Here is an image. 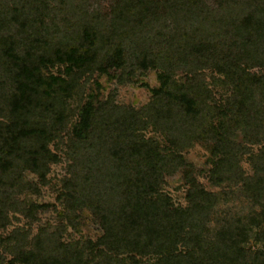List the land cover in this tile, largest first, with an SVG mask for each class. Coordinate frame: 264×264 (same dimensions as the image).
<instances>
[{"label": "trees", "instance_id": "obj_1", "mask_svg": "<svg viewBox=\"0 0 264 264\" xmlns=\"http://www.w3.org/2000/svg\"><path fill=\"white\" fill-rule=\"evenodd\" d=\"M86 1L0 0V227L11 210L54 206L77 228L89 208L103 233L64 240L62 224L29 242L15 230L0 264H264V0H111L107 13ZM149 68L161 84L145 106L91 95L72 107L84 75L135 81ZM69 124L62 208L19 200L41 191L27 171L45 185L63 161L50 145ZM195 142L211 144L209 179L228 187L194 175ZM180 169L186 206L162 188ZM235 198L246 213L221 205Z\"/></svg>", "mask_w": 264, "mask_h": 264}, {"label": "rangeland", "instance_id": "obj_2", "mask_svg": "<svg viewBox=\"0 0 264 264\" xmlns=\"http://www.w3.org/2000/svg\"><path fill=\"white\" fill-rule=\"evenodd\" d=\"M87 8L92 10H102L107 13L110 10L111 0H87ZM64 68L62 66H55L51 68V72L59 74ZM120 71H112V74L95 72L92 75H84L80 81L82 88L78 90V94L72 99V107L77 108L79 103H84L91 95L96 97V101L112 100L116 104L135 107L137 109L148 104L153 98L152 89L158 88L161 84L159 79V70L149 68L145 72H138L135 81H120L115 73ZM177 77H182V72H178ZM76 116L74 117V119ZM72 129V124H69L68 130L64 133V139L61 142L51 143L50 147L63 157V161L51 165V170L48 174L49 182L45 185L40 183L38 174L27 171L25 178L28 181L39 183L41 188L40 193H33L25 191L18 196L19 200L27 202H36L40 204H57L59 209L62 206L57 201L59 190L62 188L63 179L69 175L68 159L66 156V149L68 145V137ZM148 136H155L163 140L160 133H155L152 128L147 131ZM242 140V135L238 137ZM258 145H254L253 149L256 151ZM186 159L193 163V173L198 180L210 191L218 192L223 188L228 187L226 184L222 187L214 185L209 179V169L211 168V144L203 142H195L191 147L184 151ZM242 165L248 173H252V165L247 159V155L243 156ZM188 184L185 179L184 169L178 170L173 175H168L165 178V183L162 188L172 198L176 205L186 206L188 204L186 195ZM238 196V195H236ZM228 211L232 213H246L250 205L248 202H243L240 199H230L229 202L221 204ZM77 228L69 224L67 219L60 220L58 213L54 206H50L48 210L41 209L38 211L35 218H29L21 212L10 211L9 216L11 222L6 227H0V236L8 237L15 230H27L29 233L28 241L30 242L41 229H48L54 231L58 225H66V230L63 232L64 240H73L80 237H91L97 239L102 235V227L89 208L80 210ZM3 250V246H0Z\"/></svg>", "mask_w": 264, "mask_h": 264}]
</instances>
